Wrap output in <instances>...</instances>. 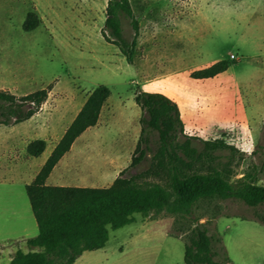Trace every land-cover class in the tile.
<instances>
[{
  "label": "rangeland",
  "instance_id": "1",
  "mask_svg": "<svg viewBox=\"0 0 264 264\" xmlns=\"http://www.w3.org/2000/svg\"><path fill=\"white\" fill-rule=\"evenodd\" d=\"M128 1L138 25L131 62L100 33L106 0H0V88L16 95L47 88L31 116L0 124V264L16 248L28 249L25 239L37 228L24 184L98 83L109 93L96 123L73 140L46 183L106 186L127 167L139 136L141 111L133 100L138 89L171 95L183 133L197 148L201 138L232 144L235 150L220 154L230 155L236 176L263 163L264 0ZM27 11L36 22L24 30ZM118 17L129 39V17L122 11ZM218 59L228 65L216 75L189 76ZM33 138L45 141L35 156L25 151ZM146 144L144 156L125 174L149 166L158 144L155 131ZM263 175L264 164L254 182ZM132 215L122 226H108L104 245L84 250L71 264H183V244L197 222L220 238L231 263L264 264V204L214 196L197 200L189 213L161 209Z\"/></svg>",
  "mask_w": 264,
  "mask_h": 264
},
{
  "label": "trees",
  "instance_id": "2",
  "mask_svg": "<svg viewBox=\"0 0 264 264\" xmlns=\"http://www.w3.org/2000/svg\"><path fill=\"white\" fill-rule=\"evenodd\" d=\"M118 11L129 17L132 28L129 39L122 34ZM35 22V14L27 11L21 26L28 30ZM137 29L128 0H106L100 33L118 48L127 62L132 59ZM227 65L225 59H218L193 69L189 76L211 77ZM108 93L109 88L102 83L89 91L38 170L24 184L37 231L25 239L28 249L16 248L5 264H71L84 250L102 247L108 236L107 227L117 228L130 222L135 212L146 214L166 209L189 213L197 200L214 196L237 198L249 206L264 204V185L254 182L264 159L256 170H244L236 176L230 155L225 154L227 158L221 159L220 154L221 150H235V147L221 137L201 138V146H194L192 136L183 133L176 102L156 90L138 89L133 94L141 111L135 152L127 167L119 170L108 185L46 183V176L73 140L96 123ZM46 95V87L20 95L0 88V124L28 118L39 109ZM150 131L156 132L158 144L151 153L149 166L125 174L128 167L135 166L144 156ZM180 134L184 136L182 139ZM44 146L42 138H33L26 143L25 151L35 156ZM260 221L264 223V215ZM182 259L183 264H233L222 249L220 238L208 233L202 222L192 227L191 236L183 244Z\"/></svg>",
  "mask_w": 264,
  "mask_h": 264
},
{
  "label": "crops",
  "instance_id": "3",
  "mask_svg": "<svg viewBox=\"0 0 264 264\" xmlns=\"http://www.w3.org/2000/svg\"><path fill=\"white\" fill-rule=\"evenodd\" d=\"M219 73V72H218ZM216 75V74H215ZM214 76V75H213ZM212 77V76H211ZM205 78H207V77H205ZM160 92H162V91H160ZM162 93H164V92H162ZM164 94H166L167 96H169L171 99H173V100H175L171 95H169V94H167V93H164ZM263 179H264V175H263ZM263 179H260V181L258 180V181H256V184H260V182H261V180H263ZM263 185V184H262ZM30 237V236H29Z\"/></svg>",
  "mask_w": 264,
  "mask_h": 264
},
{
  "label": "built area",
  "instance_id": "4",
  "mask_svg": "<svg viewBox=\"0 0 264 264\" xmlns=\"http://www.w3.org/2000/svg\"><path fill=\"white\" fill-rule=\"evenodd\" d=\"M232 56H233V54L230 55V57H232Z\"/></svg>",
  "mask_w": 264,
  "mask_h": 264
}]
</instances>
